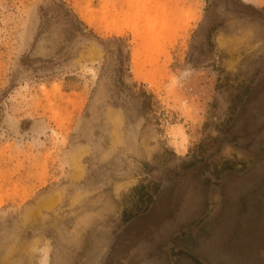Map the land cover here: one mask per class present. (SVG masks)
<instances>
[{"label": "rangeland", "instance_id": "obj_1", "mask_svg": "<svg viewBox=\"0 0 264 264\" xmlns=\"http://www.w3.org/2000/svg\"><path fill=\"white\" fill-rule=\"evenodd\" d=\"M263 86L264 0H0V264H166L197 223L135 255L123 220L264 174Z\"/></svg>", "mask_w": 264, "mask_h": 264}, {"label": "crops", "instance_id": "obj_2", "mask_svg": "<svg viewBox=\"0 0 264 264\" xmlns=\"http://www.w3.org/2000/svg\"><path fill=\"white\" fill-rule=\"evenodd\" d=\"M263 183L264 174L228 175L221 182L220 173L211 190L204 177L186 172L166 182L168 189L161 185L143 214L123 222L130 234L124 247L138 255L149 237L152 254L210 212L195 235L179 239L178 253L164 257L166 264H264Z\"/></svg>", "mask_w": 264, "mask_h": 264}, {"label": "water", "instance_id": "obj_3", "mask_svg": "<svg viewBox=\"0 0 264 264\" xmlns=\"http://www.w3.org/2000/svg\"><path fill=\"white\" fill-rule=\"evenodd\" d=\"M209 216H210V212H208L204 217L201 218V220L197 223V226L200 224V222H202V221L208 219Z\"/></svg>", "mask_w": 264, "mask_h": 264}, {"label": "trees", "instance_id": "obj_4", "mask_svg": "<svg viewBox=\"0 0 264 264\" xmlns=\"http://www.w3.org/2000/svg\"><path fill=\"white\" fill-rule=\"evenodd\" d=\"M133 216H134V215H133ZM133 216H131V218H132ZM123 222H125V220H123ZM192 261L198 264V262H197L195 259H192Z\"/></svg>", "mask_w": 264, "mask_h": 264}, {"label": "bare ground", "instance_id": "obj_5", "mask_svg": "<svg viewBox=\"0 0 264 264\" xmlns=\"http://www.w3.org/2000/svg\"><path fill=\"white\" fill-rule=\"evenodd\" d=\"M262 85H263V84H262ZM262 85H261V86H262ZM260 88H261V87H260ZM262 89H263V91H264V86H263V88H262ZM261 91H262V90H261ZM256 93H257V92H256ZM263 94H264V93H263ZM257 96H258V95H257ZM259 96H260V95H259ZM262 96H263V95H262ZM263 100H264V99H263Z\"/></svg>", "mask_w": 264, "mask_h": 264}]
</instances>
